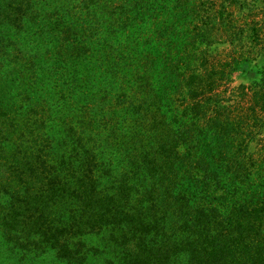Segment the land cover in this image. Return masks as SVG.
I'll return each instance as SVG.
<instances>
[{
    "label": "trees",
    "instance_id": "trees-1",
    "mask_svg": "<svg viewBox=\"0 0 264 264\" xmlns=\"http://www.w3.org/2000/svg\"><path fill=\"white\" fill-rule=\"evenodd\" d=\"M71 2L76 4L71 5ZM55 16L61 17L62 28L54 25L52 18ZM196 17L190 0H0V90L3 89L0 123L13 125L20 119L26 130L40 141L34 144V150H23L22 165L9 162L12 171L10 177L0 178V192L10 198L3 212L0 206V227L3 228L0 234L1 238L23 252L17 258V264H42L36 261L40 254L36 251L31 255L30 247L49 243L58 254L47 264L90 262V258L86 259L90 252L78 258L66 252L69 244L68 241L62 242V239L69 240L74 236L71 226L56 228L59 233L51 234L50 224L45 226L44 222H39L47 203L58 205L67 195L61 193L64 178L40 176L52 168L46 159L52 152L59 151L60 141L52 137L50 128L51 122L60 118L61 110L67 107V102L62 98L68 96L72 99V106L86 108L92 119L98 121L114 113V110L107 112L105 108L106 105L108 107L107 93L129 92L132 98L123 113L116 114L119 119L133 122L142 120L149 115L150 108L156 109L155 113L161 117L165 114V107L168 108L172 89L176 88L174 71L158 66V56H152L161 49L167 51L177 38L182 44H192L189 26L197 22ZM60 29L63 30L60 43L67 48L65 52L57 50ZM200 38L205 39L206 35L201 34ZM133 70L138 74H134ZM256 74L257 79L250 84L248 112L241 108L239 115L234 116L224 109L221 98L214 95L211 99L210 95L219 84L229 79L228 66L203 65V74L190 73L187 82H184L186 92L194 100L198 112L210 117L204 123L186 117L182 128L181 124L177 125V136L171 140L161 134V138L166 137L172 143L185 142L193 137L198 143L211 147L218 163L213 172L217 178H211L205 189L212 187L215 192L225 193L223 198H217V204L205 208L200 202L194 206V210H184L188 201L187 182L171 178L164 186L161 180L155 186L170 193V204L163 202L161 191L157 190L150 207L145 210L142 207L137 221L133 222L128 212L107 207L109 204L101 196L91 197L84 188L79 191L69 180L73 194H69L70 200L78 204L82 212L75 218L81 222L79 234L90 237L101 232L104 224H99L97 228L87 225V219L94 216L87 206L102 202L113 211L111 220L116 223L113 229L119 225L123 232L140 230L139 240L152 231L156 240L154 245L158 250H167L165 254H160L149 248L145 251L144 259H129L126 264H264V240L259 244L253 237H247L248 231H251L253 236L259 233L264 238V171H261L264 170V162L254 167L261 177L258 183L249 182V173L243 178H238L240 173H237L246 146L242 129L244 119L246 121L249 117L257 121L256 113L264 112V68L258 69ZM192 84L196 87H191ZM187 100L184 97V102L179 103L185 104ZM178 107L175 105L177 112L187 108L186 105ZM36 115L41 120L37 125L34 124ZM48 120L51 122L48 123ZM33 125L37 129L42 128V132H37ZM140 126L139 123L135 129L136 133L139 132V140L145 131L139 130ZM247 133L245 136H250ZM144 138L150 141L149 136L145 135ZM2 146L0 143V158L6 160L8 155H5L6 150ZM164 150L165 146L160 145L158 151L161 153ZM174 156L168 154V159ZM94 157L87 150L83 154L76 150L73 156H68L69 171L74 172L79 164L84 167L81 178H77L80 186L87 185L85 175L95 165ZM56 161L61 160L58 158ZM149 163L154 161L150 160ZM248 164L253 167L250 161ZM210 169L213 171L214 167ZM172 172L174 170L167 166V174L172 177ZM16 173L20 177L23 174L30 177L36 173L37 179L46 182H41L38 191H34L30 180L21 178L22 186L15 188L20 179ZM90 180L93 185L97 178ZM127 203L116 204L125 206ZM33 214L35 220L30 219ZM148 217L154 220V224L146 221ZM47 218L51 219L52 216L48 214ZM228 223L230 236L225 233L217 239L212 228ZM198 230L203 232V238ZM203 239L207 240L202 242ZM199 241L203 246L196 251L194 248L199 247ZM252 245H262V248L258 252V248H255L251 254L249 249ZM234 247L249 250L247 254H242L246 256L243 260L242 256L231 258L219 254ZM39 248L45 249L43 246ZM188 255L190 258L187 260Z\"/></svg>",
    "mask_w": 264,
    "mask_h": 264
},
{
    "label": "rangeland",
    "instance_id": "rangeland-1",
    "mask_svg": "<svg viewBox=\"0 0 264 264\" xmlns=\"http://www.w3.org/2000/svg\"><path fill=\"white\" fill-rule=\"evenodd\" d=\"M190 1L191 9L197 16V22L189 26V37L193 43L189 45L182 44V41L177 38L173 40L167 51L161 49L156 55L152 56L153 58L158 56L160 60L158 66H165L174 71L173 77L175 78L176 88L172 89L173 93L170 96L168 108L165 107L163 111L165 112L164 115L159 117L155 113L156 109L150 108L149 115L142 120L133 122L130 119H119L116 114L123 113V109L129 105L132 94L116 91L105 95L108 99V107L106 105L105 108L107 112L114 110L112 115L94 121L86 108H79L78 105L72 106V99L66 96L62 100L67 102L65 103L67 107L65 106L61 110V117L55 118L52 122L47 121L48 123L51 122V135L54 139L60 141V147L59 151L52 152L46 159L52 168L45 175L40 174V176L41 178H53V176L54 178H64L65 182L62 181V186H64L61 193L67 195L65 196L66 199L62 198L58 205L51 206L47 203L42 212L44 215L43 217L40 216L39 222H44L45 226L50 224L51 234L59 233L58 230H55L56 228L71 226L72 232L75 233L74 236L70 237L69 240L62 239V242L63 240L64 242L68 241L67 244H69L66 252L77 258L79 255L90 252L86 255V259L90 258L89 264H115L116 262L126 264V260L129 259L133 261L144 259L145 251L149 248L160 254H165L167 250H158L154 245L156 240L152 236V231L147 237L139 240L138 236L142 232L140 230L137 232L134 230L123 232L119 225L113 229L112 227L116 225L115 221L111 220L113 216L111 212L113 211L107 209L102 202L87 206L91 214L94 215L87 219V225H93L94 228H97L102 223L104 227L98 235L83 237L82 234H79L80 220L78 222L75 219L82 212L79 205L70 200L69 194H72V189L69 187V180L72 181V185L78 187L79 191L84 188L85 192L91 197L101 196L100 198L104 199L106 204H109L107 207L128 212L132 215L133 222L137 221L142 207H144V210L150 207L152 197L158 191H161L163 202L166 205L170 204V193L167 191L165 193L164 189L159 190L155 186L161 180H163L164 186L165 182L171 178L187 182L186 198L188 201L185 203L184 210H194V206L200 202L205 208H210L212 205L217 204V198H223L225 194L222 191L215 192L212 187L208 190L205 189L211 178H217L213 172L218 163L209 145H202L193 137L188 141H179L178 143H172L170 140L177 136V125L181 124L182 128L186 117L197 123H204L207 117H210L198 112L194 100L184 87V82H187L190 73L203 74V65L228 66L230 72L229 79L223 81L210 92L211 99L214 95L221 98L224 109L234 116L239 115L241 112L239 109L241 108H244V112H248L246 109L250 106L247 103L250 96V84L258 77L256 71L264 68V0ZM72 4L75 5L76 2H71ZM216 14L223 16L217 19ZM230 15L233 17L229 19ZM52 20L55 21L54 25L56 27L60 26L62 28L60 16H55ZM62 31V29L58 31L57 50L65 52L67 48L62 42L60 43ZM187 31L188 29L186 33ZM201 34H205L206 38H200ZM133 73L138 74L134 70ZM191 87L196 86L192 84ZM2 94L3 89L0 90V96ZM61 94L62 97L63 94ZM184 97L188 98L185 104L179 103L183 101ZM173 99L176 100V103ZM175 105L177 107L186 105L187 108L177 112ZM172 112L177 114L172 115ZM256 114L257 121L249 117L246 121L244 119L242 129L246 146L243 150L244 154H242L241 167L237 171V173H240L238 178H243L249 173V182L251 183L260 182L261 177L259 178V173L256 172L254 167L264 162V112ZM39 118V115L35 116V125L41 121ZM62 123L66 125L64 126ZM139 123L141 124L139 130L145 129L141 135V140L138 139L139 132L136 133L135 131ZM35 125L33 127L37 129ZM0 127L2 128L0 143L3 144L2 147L6 150L5 155H8L6 160L0 158V178H8L12 172L9 162L10 164L22 165L24 160L23 150H34V144L40 141L38 137L35 138V135L26 130V126L20 119H17L13 125L0 123ZM37 132H42V128L37 129ZM156 132L158 133L157 136H155ZM247 132L250 135L248 137L245 136ZM161 134L168 136L170 140L166 137L161 138ZM145 135L150 137L149 142L144 138ZM81 139L82 141H80ZM160 145L165 146V150L161 153L158 151ZM76 150L82 152V154L84 150H87L95 156V165L85 175L87 185L80 186V181L77 179L81 178V174H83L81 169L84 167H81V164L74 172L67 169L70 167L68 156H73ZM168 154L175 156L168 159ZM58 158L61 161H56ZM150 160L154 163H149ZM249 161L253 167L249 166ZM167 166L174 170L171 173L172 177L167 174ZM211 166L214 167L213 171L210 169ZM16 175L20 177L18 173ZM36 177V173H32L30 177L23 174L15 188L22 186L21 178H28L34 191H38L39 184L46 181ZM90 178H97L93 185ZM145 189L147 190L145 191ZM145 193L146 196L144 197ZM8 201L10 202L9 195L0 192L2 212L8 206ZM124 201H128L125 206L116 204H121ZM48 214L52 216L51 219L47 218ZM37 215L38 213H36ZM36 216L33 214L30 219L35 220ZM105 218H107L108 224ZM202 219H204L203 216ZM146 221L154 224V220H150V217ZM151 223L150 225H152ZM229 225V223L228 225L220 224L212 228V232L216 234L217 239H220L225 233L230 236ZM2 231L3 228L0 227V233ZM250 232L248 231L249 235L247 234V237H253L259 244L263 242L262 234L257 233L256 236H253ZM198 234L201 235V238L204 237L203 232L201 233L199 230ZM1 237L0 234V264H17V258L23 252L17 250L13 243L5 241ZM205 240L201 241L205 242ZM201 241H199V247L196 249L194 248L195 243L192 245L194 250L197 251L203 246ZM41 246L45 249H40ZM260 246L262 245L250 246L251 254L257 248L258 252L262 248ZM30 249L31 255L36 251L40 254L36 261L42 264H47L58 254L50 243L36 247L31 246ZM41 250H43V253ZM249 250L234 247L231 250H223L222 253H218L223 257L232 258L236 255L242 256L244 252L247 254ZM188 257L189 255L187 260ZM245 257L242 256L241 259L243 260ZM185 259L186 257L183 261Z\"/></svg>",
    "mask_w": 264,
    "mask_h": 264
},
{
    "label": "crops",
    "instance_id": "crops-1",
    "mask_svg": "<svg viewBox=\"0 0 264 264\" xmlns=\"http://www.w3.org/2000/svg\"><path fill=\"white\" fill-rule=\"evenodd\" d=\"M216 7H217V6H216ZM237 7H238V6H237ZM222 16H223V15L216 14V18H217V19H220V17H222ZM231 17H233V16L230 15V16H229V19H230ZM239 84H240V83H239ZM239 84H238V85H239Z\"/></svg>",
    "mask_w": 264,
    "mask_h": 264
}]
</instances>
